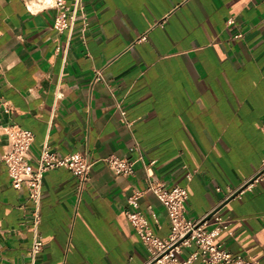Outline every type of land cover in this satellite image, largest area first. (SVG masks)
<instances>
[{"label":"crops","instance_id":"1","mask_svg":"<svg viewBox=\"0 0 264 264\" xmlns=\"http://www.w3.org/2000/svg\"><path fill=\"white\" fill-rule=\"evenodd\" d=\"M82 1L86 20L69 34L52 27L54 9L0 0V264H30L33 233L32 202L1 160L12 126L32 132V162L44 143L94 162L81 186L63 166L45 172L36 264H149L125 215L138 211L154 235H168L148 180L185 187L189 219L218 208L232 234L215 241L264 264V182L229 196L263 170L262 2ZM138 153L149 177L140 162L115 175L103 161ZM197 250L192 242L180 258Z\"/></svg>","mask_w":264,"mask_h":264},{"label":"built area","instance_id":"2","mask_svg":"<svg viewBox=\"0 0 264 264\" xmlns=\"http://www.w3.org/2000/svg\"><path fill=\"white\" fill-rule=\"evenodd\" d=\"M29 1L24 0V4L30 12L54 9L55 16L52 27L60 31L68 29L69 34L73 30L78 16L83 22L86 20L82 0H34L36 6L33 8H30ZM260 1L264 5V0ZM237 36L239 34L235 35V37ZM144 38L145 35H142L137 40ZM262 126H264V120ZM6 134L8 144L1 154V160L7 167L12 186L16 189H26L27 197L32 202L29 219L33 233L29 258L30 264H36L43 247L38 225L40 223L41 193L45 172L50 168L63 166L72 172L81 186L88 180L94 162L80 152L59 156L49 149L47 143L43 144L38 156L32 162L29 154L33 140L32 132L19 126H12L7 128ZM103 161L115 175L131 174L138 162L146 168L147 177L151 175L148 173L149 165L145 164L139 153L133 158L109 155L103 158ZM259 180L264 182V161L263 171L231 191L229 196L238 195L243 188ZM144 191L155 196L165 210L170 226L168 235L160 238L152 233L146 218L140 212H125L127 219L148 251L149 264H187L197 255L201 256L203 264H260L256 259L250 257L234 256L221 243L215 241V237L222 231L232 234L229 229L230 220L222 217L218 213V209L208 218H205L207 214L197 219L185 217V200L187 198L185 187L174 185L166 188L162 184L148 180ZM137 197V194H132L128 197V201L137 206ZM192 242L197 245L198 250L193 251L186 258H180L182 247L188 246Z\"/></svg>","mask_w":264,"mask_h":264},{"label":"bare ground","instance_id":"3","mask_svg":"<svg viewBox=\"0 0 264 264\" xmlns=\"http://www.w3.org/2000/svg\"><path fill=\"white\" fill-rule=\"evenodd\" d=\"M28 4H29L30 8H33L36 6L34 0H30Z\"/></svg>","mask_w":264,"mask_h":264},{"label":"water","instance_id":"4","mask_svg":"<svg viewBox=\"0 0 264 264\" xmlns=\"http://www.w3.org/2000/svg\"><path fill=\"white\" fill-rule=\"evenodd\" d=\"M263 171V170H262ZM261 171V172H262ZM260 172V173H261ZM234 195V194H233ZM233 195H231L230 197H233ZM216 209H218V208H215V209H213L211 212H209L207 215H206V217L205 218H208V217H210V215L216 210Z\"/></svg>","mask_w":264,"mask_h":264}]
</instances>
